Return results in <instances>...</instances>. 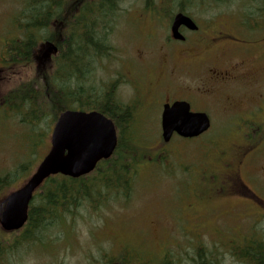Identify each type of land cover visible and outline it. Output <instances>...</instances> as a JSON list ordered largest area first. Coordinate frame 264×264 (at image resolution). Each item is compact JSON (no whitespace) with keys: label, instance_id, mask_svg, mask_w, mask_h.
<instances>
[{"label":"rangeland","instance_id":"1","mask_svg":"<svg viewBox=\"0 0 264 264\" xmlns=\"http://www.w3.org/2000/svg\"><path fill=\"white\" fill-rule=\"evenodd\" d=\"M20 4V0H0V57L8 53L7 41L16 32L12 24L16 11L22 8ZM145 4V0H124L111 41L116 51L125 47L131 57L153 58L152 63H156L163 59L158 50H170L171 46L165 42L170 27L145 11ZM244 5L235 0L190 10L193 19L204 27L203 34L206 33L202 41L196 35L192 37L191 44L202 45L220 36L230 48L243 50L249 46V81L237 83L232 90L225 86L217 88L213 97L203 96L205 104L198 103L196 92L202 90L194 77L187 87L177 85L179 90L173 93V97L190 100L194 110L209 114L212 127L200 139L205 143L212 140L211 143L201 146L199 137L192 141L175 137L164 146L159 144L162 97L156 93L149 95L143 84L140 121L133 123L130 133L138 144L162 149L165 162L140 164L130 198L110 201L97 213L81 210L72 218V231L51 232L52 249L22 250L10 256L9 264H91L101 251L117 253L123 247L153 261L169 249L185 258L190 250L193 254L196 237H201L207 247L218 249L220 264H242L231 256L228 246H243L251 232L264 233V137L253 147L245 134L249 120L264 124V33H248L249 28H241L245 21ZM146 39H151V44ZM207 49L212 56L207 62L220 66L233 65L237 58L229 53L227 45ZM107 58L101 53L93 54L91 62ZM40 62L34 60L32 66L16 75L13 70L11 78L3 74L6 77L0 81L3 93L29 79L35 71L44 81L46 67ZM149 64H140L143 74ZM13 68L20 69L19 65ZM202 69L203 66L200 72ZM1 122L0 177L11 179L5 195L23 184L49 150L53 125L48 136L33 147L32 126L23 122L19 114H12L8 104L0 108ZM40 127L46 130V125ZM35 135L38 138L36 131ZM185 259L188 261L189 256Z\"/></svg>","mask_w":264,"mask_h":264},{"label":"trees","instance_id":"2","mask_svg":"<svg viewBox=\"0 0 264 264\" xmlns=\"http://www.w3.org/2000/svg\"><path fill=\"white\" fill-rule=\"evenodd\" d=\"M230 1L235 0H145L144 9L161 22L170 23L176 12L191 15L190 10L194 8L207 9V6ZM123 2L20 0L22 8L16 11L13 19L16 32L7 41L8 53L4 64L12 68L15 65L32 66L38 43L42 40L51 41L60 48L52 65L46 68L44 81L35 71L29 79L15 86L5 100V105L10 104L12 114H19L23 122L33 127H30L34 134L33 147L48 136L49 127L58 115L66 108H72L74 103L81 109H95L105 114L101 103L104 99L96 89L92 90L91 60L93 54H107L112 30L109 27H114ZM240 3L245 4L242 26L249 28V33H264V0H240ZM28 89L29 95H26ZM26 108L27 116L24 113ZM124 114H130L129 108ZM139 114L141 116V111ZM109 117L112 118L111 115ZM114 122L119 129V142L111 158L101 161L92 173L80 178L50 177L35 193L25 227L9 233L0 228V264H9L10 256L22 250L52 249V231L64 230L66 234L72 231V218L81 210L97 213L110 201L130 198L139 165L165 162L166 155L162 149L146 148L136 142L131 134L135 121ZM43 124L46 125L45 131L40 127ZM246 124L249 126L247 139L255 146L264 137V124L252 120ZM200 140L203 142L201 146L212 141L205 143ZM159 144L166 145L163 141ZM182 168L188 170L186 166ZM9 186L11 179L0 177V198ZM260 232L249 233L252 235L245 238L248 240L243 246H228L229 253L237 262L264 264V233ZM195 241L193 254L191 250L186 253L188 261L170 249L153 261L134 249L123 247L117 253L101 251L100 257L94 258L91 264H220L218 249L207 247L201 237H196Z\"/></svg>","mask_w":264,"mask_h":264},{"label":"flooded vegetation","instance_id":"3","mask_svg":"<svg viewBox=\"0 0 264 264\" xmlns=\"http://www.w3.org/2000/svg\"><path fill=\"white\" fill-rule=\"evenodd\" d=\"M179 31L185 35V39H174L171 34L167 36L165 42L171 46L170 50H158L160 53L162 52L160 55L163 56V59L161 61L157 60L156 63H152L153 58L146 59L142 57V59H137L136 57H131L126 52L125 47L123 51H116L114 47V49L108 50L107 54H105L108 56L106 60L91 62L93 66L90 69L92 90L96 89L104 99L101 103L107 116L111 115L114 121L119 122L137 121L140 118L139 113L143 104V84L147 86L145 88L149 95L153 93L161 95L162 104L172 103L176 100L185 99L173 97L175 90H179L177 85L187 87L189 79L194 77L197 86H200L199 89L202 90L200 93L196 92L199 97L198 103L205 104L203 96L213 97L217 88L225 86L232 90V86H236L237 83H243L245 80L249 81V46H246L243 50L241 48L239 50L230 48L226 39L220 36L214 37V39L205 44L193 45L191 44L192 37L196 35L199 37V41H202L206 37V33L203 34L200 27L198 31H190L186 26H181ZM186 32H190V35ZM110 37L111 35H109V44L107 46H111ZM145 41L151 44V39H146ZM214 45H227L229 53L237 55L234 64H223V66H220L213 61L207 62L206 59L212 57L211 52H208L209 49L207 48ZM201 48L206 50L202 51ZM113 55L114 60L110 61ZM214 57L217 60H221L215 55ZM51 60V58L41 59L40 63L45 67ZM0 63H3L2 59ZM147 63H150V66L146 67V74H143L140 64H145L146 66ZM202 66L203 69L200 72ZM12 72L13 69L9 66L0 65V81L6 78L3 75L5 73H7V77L11 78ZM0 91L1 97L4 92L2 87H0ZM220 92H223V90H220ZM185 94L194 95V93L188 92ZM91 101H94V98L91 97ZM188 101L190 102V100ZM127 108L130 111L129 115L124 114ZM192 110H194L193 107ZM239 112L243 111H237L235 114Z\"/></svg>","mask_w":264,"mask_h":264},{"label":"water","instance_id":"4","mask_svg":"<svg viewBox=\"0 0 264 264\" xmlns=\"http://www.w3.org/2000/svg\"><path fill=\"white\" fill-rule=\"evenodd\" d=\"M181 26L198 30L197 23L180 12L172 23L173 37L185 39ZM44 55L56 46L44 44ZM162 138L170 142L175 134L194 138L208 131L211 119L206 112L192 111L189 102L178 100L164 105L161 119ZM118 143L113 121L97 111L66 110L60 114L51 135V148L33 175L18 189L0 201V225L6 231L21 229L29 218L35 191L53 175L79 178L92 172L99 161L108 159Z\"/></svg>","mask_w":264,"mask_h":264}]
</instances>
